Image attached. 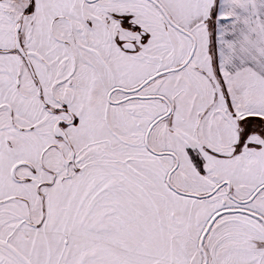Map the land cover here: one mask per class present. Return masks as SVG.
I'll return each instance as SVG.
<instances>
[{"label": "snow or ice", "instance_id": "snow-or-ice-1", "mask_svg": "<svg viewBox=\"0 0 264 264\" xmlns=\"http://www.w3.org/2000/svg\"><path fill=\"white\" fill-rule=\"evenodd\" d=\"M0 264H264V0H0Z\"/></svg>", "mask_w": 264, "mask_h": 264}]
</instances>
